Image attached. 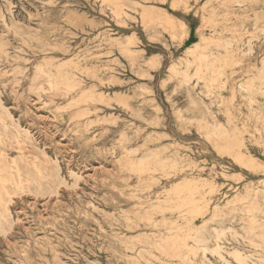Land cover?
<instances>
[{"label": "rangeland", "instance_id": "374dc122", "mask_svg": "<svg viewBox=\"0 0 264 264\" xmlns=\"http://www.w3.org/2000/svg\"><path fill=\"white\" fill-rule=\"evenodd\" d=\"M263 36L264 0H0V151L24 181L2 195L0 264H227L157 247L226 225L261 245L229 236L226 259L264 257ZM196 43L228 53L204 76ZM40 67L63 90L33 88Z\"/></svg>", "mask_w": 264, "mask_h": 264}, {"label": "bare ground", "instance_id": "6f19581e", "mask_svg": "<svg viewBox=\"0 0 264 264\" xmlns=\"http://www.w3.org/2000/svg\"><path fill=\"white\" fill-rule=\"evenodd\" d=\"M164 21L168 25H170L172 27H174L175 26V23H176V19L174 17H170V16H168L166 18V20H164ZM16 22H18V21H16ZM206 25H207V23H206ZM171 29H173V28H171ZM208 38L210 39L211 37H208ZM203 39L206 40L205 38H203ZM214 43H215V46H218V48H219V46L227 48V45H228L229 42L226 41V40H222L220 38H217V39L214 40ZM0 44H1V42H0ZM203 47H204L203 44L196 43L193 46L188 47V52H190V54L196 60H199L200 67L198 69L199 70L198 72H200L204 76L205 75V71L206 72H208V71H215V66L221 61V58L224 55L226 56L228 53L222 54L220 52V53H217V54H213L212 58L209 59L208 55H206V53L203 52ZM64 74L65 73L62 71L60 75H56L55 76V75L50 74L49 72L43 70L40 67V68H38V71L35 74V77L33 79L32 87L33 88H39L42 84L46 83L47 85H49L50 88H52V89L57 90V91L60 92L61 90H63V87L60 84H62V83L64 84V83H66L68 81V78L67 79H66V77L64 78ZM64 88H66V87H64ZM30 90H31V88H30ZM64 95H65V93H64ZM65 96H67V95H65ZM3 107L4 106H3L2 101L0 99V144H4L5 145L7 143L6 140H5V136L8 134L7 133L8 132V124H7L6 120H5V116L1 112V109ZM88 124H90V123H88ZM85 127H87V126H85ZM122 138H124V137H122ZM8 140L18 150H22L23 145L26 144V143H29L30 145H33L34 146V140L31 137V135L28 134V133H26L22 129H18V127H17V130H16V133H14L12 135V139L9 138ZM260 162H262V160H260V159L258 160L257 158H252L250 156L247 157V158H244V160H243V164L246 165V166H249V168H252V169L254 167L260 166L261 165ZM21 170L22 169L20 167V164H19L18 160H16V159L8 160L6 158V155L3 154L0 151V203L1 204H5L3 206L4 208H6L7 202L11 200V199L7 200V199H5L2 196L3 193L7 191V184L8 183L14 184L18 188H22L24 186V181L21 178V176H22ZM100 174H101V172H100ZM258 194L259 193H255V194H253L251 196L246 195L244 198L236 197L234 200H232V203L239 204V203H242V200L243 199L247 198V201L253 204L252 208L249 206L250 207L249 209H252V210L253 209L254 210L260 209L261 208V204H260V200L258 199V196H259ZM6 209H8V207ZM241 210H242V208H241ZM216 213L217 212L214 211L213 212V215H215ZM234 213H236V212H234ZM235 215H234V217H235ZM86 217H88V216H86ZM203 228H205V224H202V225L198 226L197 230L198 231H202ZM229 236L238 239L242 243H246V242L248 243L249 242V243H255L256 245L261 246V245L258 244L259 243L258 240L254 239L253 236L249 233V231L246 228H244V230L241 231V230L237 229L236 227H234L232 225H226V226H221V227H214L211 230V233L208 236H204V237H198L197 236L196 238H193L192 237V240L195 243H197L196 246H189L188 247V243H182L181 245L180 244L178 245V244H170L168 241H160L159 243H157V247L158 248L160 247V249L163 252H169L168 251L169 249L172 250L173 251L172 253L175 256H178L179 258H181L183 260H186L185 262H187V263L191 259L190 258L191 256H190V253L189 252L190 251H195V254L196 253H200V255H202L205 258H207V253L208 252L219 254V256H221V258H223L227 264H233L230 260L226 259L223 256V251H222L224 249V246L222 244V241L226 240L227 237H229ZM189 245H190V243H189ZM182 246H187V250L189 252L188 251H183L182 250L183 249ZM228 254L231 255V257L238 264H252V263H254V264H264V257H261L259 259H256L257 258L256 256H254V255H248L245 252H243L242 249H240L238 247H234L233 250L228 251ZM191 262L196 263V260L195 259H192Z\"/></svg>", "mask_w": 264, "mask_h": 264}]
</instances>
